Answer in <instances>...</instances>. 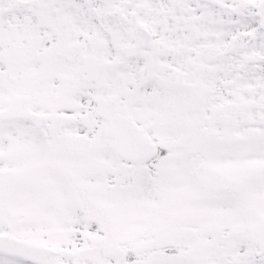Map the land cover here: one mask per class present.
<instances>
[{"label": "snow or ice", "instance_id": "snow-or-ice-1", "mask_svg": "<svg viewBox=\"0 0 264 264\" xmlns=\"http://www.w3.org/2000/svg\"><path fill=\"white\" fill-rule=\"evenodd\" d=\"M0 264H264V0H0Z\"/></svg>", "mask_w": 264, "mask_h": 264}]
</instances>
